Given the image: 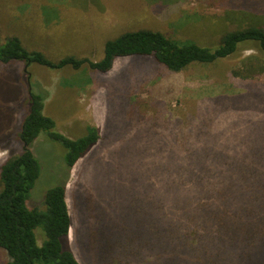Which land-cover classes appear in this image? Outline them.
<instances>
[{"label":"rangeland","instance_id":"obj_1","mask_svg":"<svg viewBox=\"0 0 264 264\" xmlns=\"http://www.w3.org/2000/svg\"><path fill=\"white\" fill-rule=\"evenodd\" d=\"M235 4L259 16L264 27V3ZM230 8L227 0H0V35L16 36L54 61L68 55L98 60L107 40L142 28L212 46L220 36L217 20ZM255 57L257 46L245 43L216 63L179 72L151 56L118 57L106 72L32 63L29 84L23 63H0V165L21 149L17 133L28 85L45 93L43 112L64 135L75 138L87 124L97 126L99 140L68 173L64 148L40 133L30 149L41 171L27 205L44 209L46 189L66 180L68 248L78 262L145 264V256L130 261V210L141 206L137 197L159 200L157 213L166 216L181 206L184 191L196 190L193 169L227 172L233 157L232 164L247 165L251 149L264 156V70L245 79L232 74ZM205 151V161L195 166L193 156L203 158ZM138 217L149 223L148 216ZM35 232L41 243V229ZM7 259L0 248V264ZM187 263L193 264L179 262Z\"/></svg>","mask_w":264,"mask_h":264},{"label":"trees","instance_id":"obj_2","mask_svg":"<svg viewBox=\"0 0 264 264\" xmlns=\"http://www.w3.org/2000/svg\"><path fill=\"white\" fill-rule=\"evenodd\" d=\"M227 3L232 13L217 20L220 36L212 46L142 28L107 40L98 60L68 55L54 61L41 51L28 50L16 36L2 40L0 35V63L20 61L27 66L36 63L50 69L75 70L86 66L106 72L118 57L151 56L168 70L179 72L192 64L216 63L236 53L242 44H255L260 57L246 59L248 63L243 61L248 65L244 69L232 70L234 76L245 79L264 70V27L259 16L235 3L258 7L264 0ZM245 9L234 16L233 11ZM224 21L237 26L228 29ZM27 90V112L17 133L21 149L0 165V248L8 257L5 264H80L68 248L71 220L65 201L66 180L46 189L44 209L27 205L41 171L30 147L43 132L64 148L62 161L68 173L99 140V129L87 124L78 137L64 135L55 128L54 119L43 112L45 93L31 89L30 85ZM251 151L248 164L244 163L247 165L232 164L236 161L233 157L227 172L209 167L201 172L193 169L197 172L196 190L184 191L181 206L176 205L166 216L157 213L159 200L150 195L141 199L136 196L141 206L130 210V261H140L145 256V264H169L174 260L177 264H264V156ZM205 154L206 151L203 158L193 156V164L200 166L196 160L204 162ZM219 156L218 161L225 157ZM242 161H246L245 157ZM138 216H148L149 223H140ZM36 228L44 235L41 243L37 241Z\"/></svg>","mask_w":264,"mask_h":264},{"label":"crops","instance_id":"obj_3","mask_svg":"<svg viewBox=\"0 0 264 264\" xmlns=\"http://www.w3.org/2000/svg\"><path fill=\"white\" fill-rule=\"evenodd\" d=\"M65 201H66V204H67V199H66V194H65ZM68 207V206H67ZM69 210V209H68ZM70 229H71V226H70ZM70 229H69V232H68V240H69V235H70Z\"/></svg>","mask_w":264,"mask_h":264},{"label":"water","instance_id":"obj_4","mask_svg":"<svg viewBox=\"0 0 264 264\" xmlns=\"http://www.w3.org/2000/svg\"><path fill=\"white\" fill-rule=\"evenodd\" d=\"M26 67H27V64L25 65V68H24L25 71H26ZM26 73H27V76H28L27 80H28V84H29V72L26 71Z\"/></svg>","mask_w":264,"mask_h":264}]
</instances>
